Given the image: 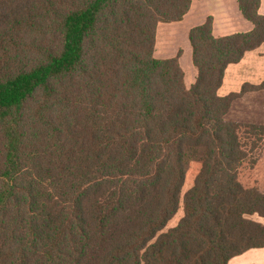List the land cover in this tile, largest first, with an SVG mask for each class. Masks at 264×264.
Segmentation results:
<instances>
[{"label": "trees", "instance_id": "1", "mask_svg": "<svg viewBox=\"0 0 264 264\" xmlns=\"http://www.w3.org/2000/svg\"><path fill=\"white\" fill-rule=\"evenodd\" d=\"M192 2L0 0V264H229L264 248V125L227 119L264 84L218 94L264 43L261 0H237L249 32L189 31L188 88L179 55L154 52Z\"/></svg>", "mask_w": 264, "mask_h": 264}, {"label": "crops", "instance_id": "2", "mask_svg": "<svg viewBox=\"0 0 264 264\" xmlns=\"http://www.w3.org/2000/svg\"><path fill=\"white\" fill-rule=\"evenodd\" d=\"M259 14L264 16V0H261ZM208 18L212 19L213 35L217 38L246 33L253 29V25L243 18L237 0H193L188 13L181 21L160 23L157 28L154 55L157 59H170L180 52L179 62L185 73L186 86H191L197 78V70L192 63L189 31L203 24ZM171 31L176 32L181 38L168 35L167 33ZM166 35L169 36V42L174 49L170 55L161 54L163 55L161 56L159 46ZM262 84H264V43L259 48L247 52L239 63L226 68L218 94L222 97L232 93L240 94L245 85L257 87ZM228 116L231 121L264 125V88L242 94L233 102ZM254 217V220L264 224V218ZM229 264H264V248L250 249L233 257Z\"/></svg>", "mask_w": 264, "mask_h": 264}, {"label": "rangeland", "instance_id": "3", "mask_svg": "<svg viewBox=\"0 0 264 264\" xmlns=\"http://www.w3.org/2000/svg\"><path fill=\"white\" fill-rule=\"evenodd\" d=\"M167 34L170 35V36H173V35L177 36L176 35L177 33L176 32H172V31L168 32ZM177 37H179V39L181 38L179 35ZM173 49H174V47L172 46V43L169 42V36L166 35L165 37L162 38V40L160 42L159 54L160 55L161 54L170 55L171 52L173 51ZM178 55H179V58H180L181 53L179 52L177 54V56ZM161 56H163V55H161ZM186 84H187V82H186ZM191 86H187V87L190 88ZM252 90H254V89H252V88H248L247 89V91H252ZM227 119H229V116L227 117ZM198 169H199V167L195 163H192L189 166V168L187 169L185 184H184V187H183V190H182V196L193 185L194 177H195L196 173L198 172ZM254 177H255V179H257L260 182V185H261L262 189L264 190V147H263V151H262L260 160H259V162H258V164H257V166L255 168ZM182 216H183V206L181 205L178 213L168 223L166 229L175 227ZM256 217H257V215H256Z\"/></svg>", "mask_w": 264, "mask_h": 264}]
</instances>
